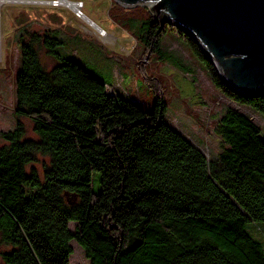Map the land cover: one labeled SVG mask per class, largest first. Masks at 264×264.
I'll return each instance as SVG.
<instances>
[{
    "label": "trees",
    "instance_id": "obj_1",
    "mask_svg": "<svg viewBox=\"0 0 264 264\" xmlns=\"http://www.w3.org/2000/svg\"><path fill=\"white\" fill-rule=\"evenodd\" d=\"M175 26L155 16L138 41L159 49L171 27L224 95L264 116V91L226 84L191 32ZM63 39L58 28L15 33L18 120L0 132L3 264H70L73 240L91 264H264V244L249 229L264 222L262 128L228 107L215 126L223 149L209 159L166 121L161 90L152 109L109 92L58 50ZM23 117L38 138L27 137Z\"/></svg>",
    "mask_w": 264,
    "mask_h": 264
},
{
    "label": "rangeland",
    "instance_id": "obj_2",
    "mask_svg": "<svg viewBox=\"0 0 264 264\" xmlns=\"http://www.w3.org/2000/svg\"><path fill=\"white\" fill-rule=\"evenodd\" d=\"M54 1L0 0V132L14 129L18 120L15 74L20 51L14 38L18 27L24 25L40 33L58 28L64 38L58 50L106 82L109 92L122 93L152 109L155 91L161 90L167 102L166 121L197 143L209 159H215L223 149L215 126L228 107L249 115L264 133V116L224 95L176 30L168 27L159 49H147L138 41L144 23L154 19L147 7H127L117 0H73L80 3L82 14ZM84 16L109 33L111 42L102 40L99 29ZM40 58L48 66L54 62L45 51L40 52ZM21 119L27 137L38 138L33 122ZM3 144L0 138V146ZM99 178L95 172L94 192L100 191ZM76 226V222L70 223L71 230L76 231ZM249 229L264 244V222H251ZM72 246L70 264H91L76 240Z\"/></svg>",
    "mask_w": 264,
    "mask_h": 264
},
{
    "label": "water",
    "instance_id": "obj_3",
    "mask_svg": "<svg viewBox=\"0 0 264 264\" xmlns=\"http://www.w3.org/2000/svg\"><path fill=\"white\" fill-rule=\"evenodd\" d=\"M142 5L198 41L226 84L264 91V0H117ZM164 24V23H163Z\"/></svg>",
    "mask_w": 264,
    "mask_h": 264
},
{
    "label": "bare ground",
    "instance_id": "obj_4",
    "mask_svg": "<svg viewBox=\"0 0 264 264\" xmlns=\"http://www.w3.org/2000/svg\"><path fill=\"white\" fill-rule=\"evenodd\" d=\"M54 4H57V5H64L66 7H69L75 11H79L80 13L83 14V12H81V9H80V3L77 2V1H73V0H55L54 1ZM91 25L95 26L97 29H99L100 31V37L102 40L104 41H108V42H111V35L109 33H107L106 31H104L102 28H99L92 20H90L89 18H87L86 16H84Z\"/></svg>",
    "mask_w": 264,
    "mask_h": 264
}]
</instances>
